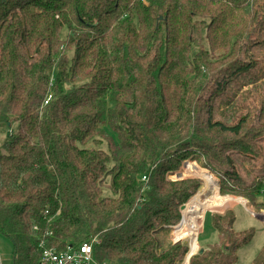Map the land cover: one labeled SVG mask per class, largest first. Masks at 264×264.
<instances>
[{"label":"trees","instance_id":"obj_1","mask_svg":"<svg viewBox=\"0 0 264 264\" xmlns=\"http://www.w3.org/2000/svg\"><path fill=\"white\" fill-rule=\"evenodd\" d=\"M263 137L264 0H0L12 264L93 239L96 264H182L189 246L170 234L203 184L184 179L193 156L213 163L223 195L264 210V163L258 182L237 172ZM207 218L221 243L190 264H235L255 230L236 231L232 212Z\"/></svg>","mask_w":264,"mask_h":264},{"label":"rangeland","instance_id":"obj_2","mask_svg":"<svg viewBox=\"0 0 264 264\" xmlns=\"http://www.w3.org/2000/svg\"><path fill=\"white\" fill-rule=\"evenodd\" d=\"M257 145L259 147L260 152L258 151L259 152L258 154L253 155L255 158L253 160L254 162L251 160H248L246 161L247 163L244 164V167L240 165L237 166V172L239 176L242 178V180H245L247 183H250V184L254 182H258L257 181L258 178L256 176L258 174H255L256 172H254V169L256 168L254 165L260 164V163H262L263 165L264 163V137L259 139V141L257 142ZM193 157H196V159H195L194 164L191 165L189 169L187 170L189 177L184 178V179H198L203 182V179L201 176H203L204 172H207L213 175L214 177H216L217 180L219 181V185H220L219 194L222 197H232L234 199V201L225 204L223 207L219 209H215V210H210L206 213L205 219L202 225V230L198 234V237H197L199 249L197 250L195 255H197L202 249L205 250V249L210 248L211 246H214L215 244L221 243L220 242L221 239L219 238V235L217 234V232H215L213 228L211 218H207V215H225L227 212H232L233 214L237 213L240 218V221L235 226L236 231H241L244 228L248 229L250 228L249 226L255 228V236L253 240L249 244H247L246 246H243L239 250L237 254L238 260L235 264H253L257 256L264 250V210L261 209L258 205L253 206L252 203L244 197L235 196L233 194L223 195L222 190H221L222 176L221 174L214 172L210 169L212 167L211 164L213 163L209 164V161H204L203 158L200 156H193ZM185 163H187V161ZM249 163H251V165ZM207 165H210V168ZM213 166L215 167V170L219 171L222 174L224 171H230L231 169L226 166L224 167L219 166L218 164H214ZM181 171H182V168L179 172ZM170 175H172V173L168 175L169 180H172V181L180 180V179L171 178ZM184 179H181V180H184ZM198 194L199 193H197L196 195ZM239 198L244 199L246 201V204H243L242 202L237 201V199ZM258 198H259L258 203L264 202V196H261ZM192 199H190V201ZM190 201L186 204L188 205V208H187L188 217L187 219H185V221L190 219V213H189ZM244 205L247 207V209L245 208L246 210L243 208ZM182 220H183L182 223H184L185 222L184 212H182ZM182 223L172 228V232L170 236L172 237V240L174 243L176 241V237H175L176 235L181 238L182 242L186 241L185 239H183L182 233L180 230V226ZM0 251H1L3 261L5 262V264H12L13 244L10 240L2 236H0ZM186 261L188 260L185 259L182 264H185ZM93 264H96L95 261Z\"/></svg>","mask_w":264,"mask_h":264},{"label":"bare ground","instance_id":"obj_3","mask_svg":"<svg viewBox=\"0 0 264 264\" xmlns=\"http://www.w3.org/2000/svg\"><path fill=\"white\" fill-rule=\"evenodd\" d=\"M201 177L205 189L190 201V219L182 223L180 226L183 239L190 242V254H195L199 249L197 237L202 230L206 213L210 210L219 209L225 204L234 201L232 197H222L219 194V181L216 177L207 172H204ZM237 201L246 204L244 199L239 198ZM185 264H188V261H186Z\"/></svg>","mask_w":264,"mask_h":264},{"label":"built area","instance_id":"obj_4","mask_svg":"<svg viewBox=\"0 0 264 264\" xmlns=\"http://www.w3.org/2000/svg\"><path fill=\"white\" fill-rule=\"evenodd\" d=\"M144 181H146V178H144ZM98 243V239H93L91 242L85 243L79 248H74L71 246L63 252H58L53 249H46L42 253L39 264H93L94 248ZM0 264H4L1 251Z\"/></svg>","mask_w":264,"mask_h":264},{"label":"water","instance_id":"obj_5","mask_svg":"<svg viewBox=\"0 0 264 264\" xmlns=\"http://www.w3.org/2000/svg\"><path fill=\"white\" fill-rule=\"evenodd\" d=\"M185 167H186V163H184L183 165H182V170H184L185 169ZM181 180V179H180ZM220 186V185H219ZM204 189H205V185L203 184L202 186H201V188L199 189V192L198 193H202L203 191H204ZM187 208V205H183L182 207H181V211L183 212L185 209ZM183 221V220H182ZM182 221H181V223H182ZM179 242H182V241H175V244H177V243H179ZM185 244H187L188 246H189V249H190V251H191V246H190V242L189 241H185ZM190 251H189V253H188V255H187V257H186V260H188V262H189V264H190V260H191V258L193 257V256H195V254H190ZM204 252V250H201L200 251V253H203Z\"/></svg>","mask_w":264,"mask_h":264},{"label":"crops","instance_id":"obj_6","mask_svg":"<svg viewBox=\"0 0 264 264\" xmlns=\"http://www.w3.org/2000/svg\"><path fill=\"white\" fill-rule=\"evenodd\" d=\"M244 209L246 208L247 209V207L244 205V207H243ZM245 209V210H246ZM235 214V213H234ZM235 217H236V223H235V226H236V224L240 221V218H239V216H238V214L236 213L235 214ZM258 220V219H257ZM259 221V220H258ZM250 228H248V229H246V228H244L243 230H241V231H247V230H249V229H254L255 230V228L254 227H251V226H249ZM238 232H240V231H238Z\"/></svg>","mask_w":264,"mask_h":264}]
</instances>
